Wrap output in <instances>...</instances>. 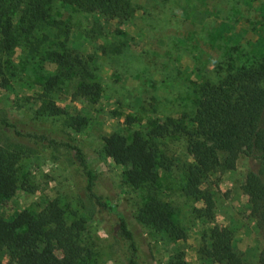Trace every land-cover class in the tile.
I'll list each match as a JSON object with an SVG mask.
<instances>
[{"label":"rangeland","instance_id":"obj_1","mask_svg":"<svg viewBox=\"0 0 264 264\" xmlns=\"http://www.w3.org/2000/svg\"><path fill=\"white\" fill-rule=\"evenodd\" d=\"M129 1L133 14L127 21L53 2L50 21L58 22L69 39L54 30L49 38H38L35 50L21 43L10 52H0V82H9L0 89V114L24 132L39 127L59 142L67 134L76 139L99 176L100 192L125 216L138 246L139 264H170L179 251L189 264H214L201 250L212 231L226 230L234 233L245 264H261L264 236L244 191L247 174L256 171L257 162L242 156L235 170L207 179L205 188L213 194L215 210L212 218L205 217L204 204L183 194L186 165L192 161L185 138L149 134L167 118L189 128L202 85L218 83L230 65L249 68L262 61L264 0ZM64 47L88 61V82L101 87L100 97L75 96L80 84L75 76L65 77L52 92L44 91L50 77L62 74L49 62L48 53ZM49 100L64 114L54 116L47 107ZM76 118L86 120L78 131L70 127ZM135 132L150 141L160 161H167L169 168L159 169L156 184L129 186L122 167L104 153L105 136L119 133L131 138ZM18 177L20 189L13 199L0 203V217L10 221L23 210L39 214L57 201L68 225L85 220L82 245L89 262L131 264L132 252L120 235L118 219L94 210L74 153L61 146L41 148L20 161ZM152 200L167 206L186 239L170 240L139 220L141 209ZM0 259L8 262L1 255Z\"/></svg>","mask_w":264,"mask_h":264},{"label":"trees","instance_id":"obj_2","mask_svg":"<svg viewBox=\"0 0 264 264\" xmlns=\"http://www.w3.org/2000/svg\"><path fill=\"white\" fill-rule=\"evenodd\" d=\"M55 1L108 19L127 21L133 14L129 0H0V52H10L21 43L35 50L38 38L47 39L54 30L55 34H65L68 41L69 33L58 26V22L56 26L50 21V5ZM48 60L62 74L49 78L44 84L45 92L54 91L64 83L65 77L75 76L80 82L75 96L100 97L101 87L88 82L91 77L89 63L79 53L64 47L63 51L49 52ZM8 85L3 79L0 89ZM197 92L198 108L189 128L177 119L167 118L163 124L152 128L149 135L164 138L178 134L185 138L192 161L186 165L183 194L204 204L205 217L212 218L215 210L213 194L205 188L207 179L218 172L235 170L242 156L254 159L257 169L248 172L244 191L249 197L253 218L264 236V56L258 65L249 68L230 65L218 83H205ZM47 107L54 116L64 114L52 100ZM85 126V119L76 118L70 127L78 131ZM50 146L65 147L74 153L92 207L118 219L120 235L129 243L132 252L130 263L139 264L138 246L125 216L100 192L99 176L71 134L59 142L49 130L35 127L24 132L19 124L0 114V203L13 199L20 189V161ZM104 153L122 167L125 181L131 187L156 184L159 169L169 168L167 161L159 160L155 147L139 132L131 138L119 133L105 136ZM138 218L156 232L166 233L170 240L186 239L185 231L175 224L169 209L159 200L146 203ZM85 229L83 218L68 225L65 210L57 201L49 203L39 214L23 210L10 221L0 217V255L8 258L6 264H92L86 259L82 245ZM234 241V233L230 230L212 231L209 243L201 250L205 260L214 264H245ZM0 264H4L1 259ZM170 264L189 263L185 253L179 251ZM261 264H264V254Z\"/></svg>","mask_w":264,"mask_h":264}]
</instances>
